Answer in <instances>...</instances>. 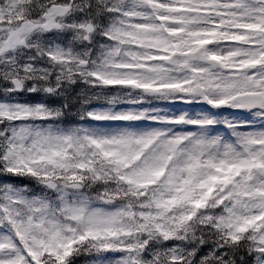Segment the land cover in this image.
I'll return each instance as SVG.
<instances>
[{
    "label": "snow or ice",
    "instance_id": "6c2138e0",
    "mask_svg": "<svg viewBox=\"0 0 264 264\" xmlns=\"http://www.w3.org/2000/svg\"><path fill=\"white\" fill-rule=\"evenodd\" d=\"M0 264H264V0H0Z\"/></svg>",
    "mask_w": 264,
    "mask_h": 264
}]
</instances>
